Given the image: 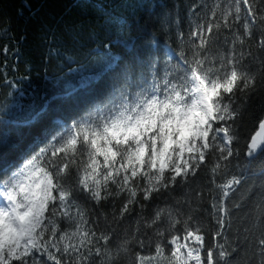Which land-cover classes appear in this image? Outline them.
Here are the masks:
<instances>
[{
  "label": "snow or ice",
  "instance_id": "6c2138e0",
  "mask_svg": "<svg viewBox=\"0 0 264 264\" xmlns=\"http://www.w3.org/2000/svg\"><path fill=\"white\" fill-rule=\"evenodd\" d=\"M222 29L230 30L232 37L227 51L217 43ZM178 38L186 49L162 77L150 62L152 78L143 77L139 91L121 92L111 107L105 105L90 120L74 124L63 138H54L19 168L3 161V149L23 155V148L0 129V264H116L119 253L130 252L127 246L133 243L139 251L129 264H232L229 257L236 249L225 233L231 227L232 210L241 204L229 207L225 201L245 179L231 172L239 155L233 147L238 121L252 96L264 89V0L213 3L187 39L183 33ZM237 44L249 46L238 49ZM210 48L218 51L210 54ZM246 60L259 61V70ZM49 103L18 126L40 122ZM259 128L264 131V117ZM257 152L253 136L245 153L249 164ZM209 159L214 161L211 183L220 190L212 195L211 212L206 213L214 221L209 242L207 226L198 217L157 207L148 218L140 215L135 232L114 255L112 234L94 230L73 199L77 184L97 204L127 192L112 218L118 223L131 215L132 205L146 207L138 193L143 201L159 199L154 194L192 183ZM216 176H223V181L217 183ZM74 177H79L75 183ZM60 219L71 230H61ZM253 227L259 230L255 251L259 264H264V211ZM145 229H152V234Z\"/></svg>",
  "mask_w": 264,
  "mask_h": 264
},
{
  "label": "trees",
  "instance_id": "16d2710c",
  "mask_svg": "<svg viewBox=\"0 0 264 264\" xmlns=\"http://www.w3.org/2000/svg\"><path fill=\"white\" fill-rule=\"evenodd\" d=\"M230 2L0 0V129L10 133V141L19 143L24 153L5 147L3 161L19 168L25 160L48 147L54 138H63L74 124L90 120L105 105L111 107L110 102L119 100L121 92L139 91L143 77L152 78L150 62L156 65L157 74L162 77L164 71L179 60L180 51L186 49L179 35L183 33L187 39L193 27L206 19L213 3L223 6ZM239 31L242 33V28ZM231 41L230 30L222 29L217 41L219 48L227 51ZM248 46L236 45L238 49ZM209 51L215 54L218 49ZM245 63L259 70V61L252 64L251 60H246ZM66 92L72 95L65 96ZM46 101L50 103L40 122L28 127L18 126L31 119ZM262 117L264 89L254 94L243 109L237 127L238 140L233 145L239 155L233 160L231 172L245 179L225 201L229 207L233 202L241 204V208L232 210L231 227L225 233L236 249L229 257L232 264H259L255 251L259 230L253 224L264 211V147L258 149L251 164L245 153ZM45 128L47 132L42 131ZM213 164L209 159L207 165H202L197 176L191 178L192 183L154 194V197L159 195V199L143 201V194L138 193L137 198L146 207L132 205L131 215L118 223L112 218L118 215L128 198L127 192L119 197L109 196L97 204L77 184L73 199L85 210L94 230L112 234L110 248L114 255L120 244L135 232L140 215L148 218L157 207L170 208L178 216L191 213L198 217L200 223L207 226L206 242H209L214 221L206 213L211 212L212 195L220 193L211 183ZM78 179L74 177L73 182ZM216 181L221 183L223 176H216ZM110 187L115 191L114 186ZM197 192L201 196H196ZM59 222L61 230H71L63 219ZM177 227L182 233V226ZM144 231L152 234V229ZM147 238L144 237L146 241ZM127 247L131 251L120 252L116 264H129L139 251L135 243ZM149 251L147 247L144 250L145 254Z\"/></svg>",
  "mask_w": 264,
  "mask_h": 264
},
{
  "label": "water",
  "instance_id": "95a60500",
  "mask_svg": "<svg viewBox=\"0 0 264 264\" xmlns=\"http://www.w3.org/2000/svg\"><path fill=\"white\" fill-rule=\"evenodd\" d=\"M259 133V135H257ZM256 136V145L258 146V149H261L264 147V131H262L259 127L255 134Z\"/></svg>",
  "mask_w": 264,
  "mask_h": 264
},
{
  "label": "rangeland",
  "instance_id": "374dc122",
  "mask_svg": "<svg viewBox=\"0 0 264 264\" xmlns=\"http://www.w3.org/2000/svg\"><path fill=\"white\" fill-rule=\"evenodd\" d=\"M102 178V177H101ZM115 187V186H114Z\"/></svg>",
  "mask_w": 264,
  "mask_h": 264
}]
</instances>
